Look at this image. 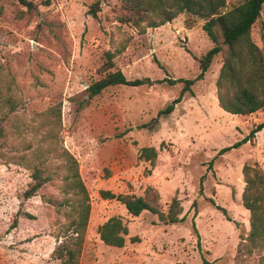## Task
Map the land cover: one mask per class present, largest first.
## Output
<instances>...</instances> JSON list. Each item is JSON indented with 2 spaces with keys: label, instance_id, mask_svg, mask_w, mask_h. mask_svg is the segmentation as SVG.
Segmentation results:
<instances>
[{
  "label": "rangeland",
  "instance_id": "374dc122",
  "mask_svg": "<svg viewBox=\"0 0 264 264\" xmlns=\"http://www.w3.org/2000/svg\"><path fill=\"white\" fill-rule=\"evenodd\" d=\"M28 1L32 8L0 0V264H62L54 250L68 220L46 201L66 198L62 146L77 159L91 204L80 264H264V241H251L243 204L244 168L264 173V128L253 133L264 109L240 115L219 105L222 52L168 114L159 112L184 83L115 85L93 97L87 90L116 70L129 79L197 77L199 59L215 45L205 20L181 13L142 31L119 20L124 0H100L96 16L90 8L97 0ZM243 1L226 0L225 9ZM251 36L264 51V7ZM52 108L60 119H45ZM52 141L59 150L48 153ZM143 146L157 149L153 163L139 157ZM43 164L53 179L27 199L34 168ZM101 190L145 196L165 213L177 197L183 219L132 216ZM113 216L129 230L123 247L100 238L99 227Z\"/></svg>",
  "mask_w": 264,
  "mask_h": 264
},
{
  "label": "trees",
  "instance_id": "16d2710c",
  "mask_svg": "<svg viewBox=\"0 0 264 264\" xmlns=\"http://www.w3.org/2000/svg\"><path fill=\"white\" fill-rule=\"evenodd\" d=\"M19 2L28 8L33 7L31 1L19 0ZM99 5L100 0H97L90 8V12L94 16L97 15ZM226 6V0H124L123 9L125 13L119 16L121 22L131 23L142 29L143 26L158 27L172 21L181 13H188L190 16L205 20L203 29L215 45L199 59L201 72L195 78L152 80L149 77H144L129 79L121 70L108 71L102 78L89 84L87 87L89 96L93 97L107 87L115 85L137 87L163 81H168L171 84L184 83L180 95L159 112L160 114H168L175 109V105L182 100L185 93L191 91V86L197 80L204 78L213 58L222 52L223 64L216 84L219 105L229 113L240 115H249L264 109V51L251 36L252 27L261 16L264 0H244L228 10L225 9ZM187 25L191 26L192 20L188 19ZM144 29L142 31H145ZM13 107L14 105H12V110ZM60 113L59 108H52L43 115L46 120L55 118L54 115L60 119ZM51 116L53 118H50ZM4 120L5 118L0 120V137L5 134ZM262 128H264V122L258 124L253 133ZM246 141L248 138L225 147L221 153L238 147ZM57 144L52 141L53 148H48L46 152L54 153ZM64 155L65 162H69L68 173L63 176L62 193L66 198L62 201L51 198L46 200L49 204L55 205L57 212L63 214L68 220L67 223L61 224L62 232L59 237L63 239L56 246L54 256L61 260L62 264H80L91 204L87 188L79 172L77 159L65 146H62L59 156L63 157ZM157 155L158 152L154 146H143L139 149V157L150 160L152 163ZM44 161L46 164L48 160ZM44 164L43 167L36 166L34 168L32 174L34 182L24 193L27 199L34 196L39 189L53 179L52 172ZM243 172L246 181L243 204L251 211L252 231L250 239L254 245H260V242L264 241V173L250 166H246ZM101 195L103 198H116L122 202L132 216H139L144 211H150L158 214L161 220L172 224L181 222L183 219L179 217L183 208L177 197L172 199L168 212L165 213L145 196L115 194L110 190H101ZM68 197H70L71 202L68 201ZM219 208L227 216L226 209ZM227 219L230 220L228 216ZM193 228L197 233L195 225ZM98 231L101 240L114 247H123L125 236L129 233L122 218L117 216L110 217L99 227Z\"/></svg>",
  "mask_w": 264,
  "mask_h": 264
}]
</instances>
